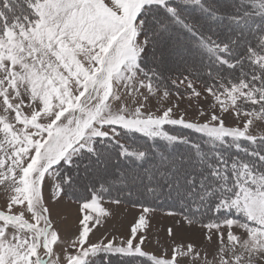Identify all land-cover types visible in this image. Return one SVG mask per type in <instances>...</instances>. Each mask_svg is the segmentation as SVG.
<instances>
[{"label":"snow or ice","instance_id":"snow-or-ice-1","mask_svg":"<svg viewBox=\"0 0 264 264\" xmlns=\"http://www.w3.org/2000/svg\"><path fill=\"white\" fill-rule=\"evenodd\" d=\"M0 199V264H264V0H0Z\"/></svg>","mask_w":264,"mask_h":264},{"label":"rangeland","instance_id":"rangeland-1","mask_svg":"<svg viewBox=\"0 0 264 264\" xmlns=\"http://www.w3.org/2000/svg\"><path fill=\"white\" fill-rule=\"evenodd\" d=\"M3 203V200L0 199V204ZM136 209H127L126 211H122L121 215L115 219V220H110L108 222V224L101 228L97 233L96 236L98 237L102 232L110 231L113 232L114 234H127L129 225L131 224L133 217L136 214ZM154 223H158L161 227L163 226L164 220L162 217H157L156 221ZM158 235L160 237L163 236V233H159L157 234L156 230H153V234H152V246H155V240L158 238ZM95 238V237H94Z\"/></svg>","mask_w":264,"mask_h":264}]
</instances>
